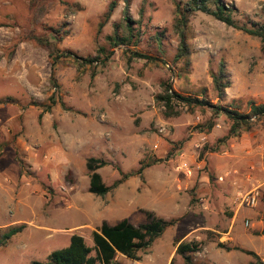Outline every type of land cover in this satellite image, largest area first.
Listing matches in <instances>:
<instances>
[{"label":"rangeland","instance_id":"rangeland-1","mask_svg":"<svg viewBox=\"0 0 264 264\" xmlns=\"http://www.w3.org/2000/svg\"><path fill=\"white\" fill-rule=\"evenodd\" d=\"M189 2L52 0L34 17L30 0H0V100H7L0 104V231L25 226L0 245V264L45 263L75 234L92 246L103 222L138 226L145 211L175 223L138 252L140 261L119 255L116 264H187L176 254L179 241L198 244L191 264H250L251 254L264 264V118L231 136L230 121L210 108L249 115L264 104L261 43L186 11L189 56L177 60L176 8L188 10ZM221 2L236 7L239 25H264V0ZM126 5L133 38L114 47L108 37L115 25L125 34ZM30 29L44 45L28 37ZM221 64L228 87L219 99L212 75ZM166 84L208 105L179 106L169 117L156 100ZM91 157L109 162L98 170L107 186L129 177L104 197L92 195Z\"/></svg>","mask_w":264,"mask_h":264},{"label":"trees","instance_id":"trees-1","mask_svg":"<svg viewBox=\"0 0 264 264\" xmlns=\"http://www.w3.org/2000/svg\"><path fill=\"white\" fill-rule=\"evenodd\" d=\"M47 1L52 0H30V10L33 12L34 17L44 11V5ZM114 5V2L109 5V8L104 15L105 21L110 18ZM211 5H213V7ZM187 6H189V9L183 11H180L178 6L176 8L179 15V18L177 19L179 35V48L176 55L177 60H183L189 56L185 32L187 25L186 11H200L212 16L214 19L224 23L228 27L242 31L251 37L258 38L261 43V52L264 54V25H239L234 19V15L237 12L234 5L226 6L221 0H190ZM123 17V21L127 24L125 25V34H118L119 26L115 25L113 35L108 37V40L112 42V46L114 47L120 45L128 46L133 38V30L130 27L133 21L128 18V5H126L123 10ZM34 20H36V18H34ZM32 23L34 24L33 21ZM51 31H53L56 36L59 34L58 30ZM28 33V37L35 40L40 45H44L47 41V39L42 40L39 36H36L31 29ZM54 51H56V48H53L52 52ZM102 52L104 53L101 49V53ZM66 55H71V53L68 52ZM109 57V55L104 56L102 60L99 58L84 59L83 62L85 64H92L93 62L100 60L104 64L109 60ZM133 57L150 62L158 61L156 58L141 55L139 53H133ZM225 78L226 73L224 70V64H221L217 74L212 75L213 89L219 99H222L225 93L224 91L228 87L224 82ZM156 100L158 104L165 109L166 114L169 117L178 115L179 112L176 111L175 108L179 106L193 110L195 107L208 105L204 100L177 94L168 84L163 86L162 94L158 95ZM5 101L7 100H0V104ZM210 108L216 110L215 113L223 114L227 117L231 123V136H237L240 130L248 131L251 127V118L254 117L258 121L264 118V104L252 105L251 113L249 115L238 112L237 109H234L232 106L217 105L210 106ZM108 165H110L109 162L101 158L91 157L87 159L86 170L89 177L88 191L92 195L104 197L112 189L117 188L122 183L123 179L129 177L128 175H123L122 179L116 181L112 186H107L103 182L98 170ZM137 174L140 175L141 170H139ZM144 213L146 221L143 224L134 226L128 219L120 220L115 225H109L108 223L103 222L98 229L91 233L92 246H88L82 236L75 234L70 237L68 247L52 252L48 257L47 262H33L31 264H116V258L119 255L130 261L138 262L140 261L138 252L145 251L149 248L155 239L159 238L175 223L174 220H165L156 216L154 212L145 211ZM24 227V225L10 226L4 231H0V245H3L10 237L20 233ZM197 249L198 244L196 242L184 243L179 241L176 248V254L180 255L185 263L191 264L190 254L196 252ZM251 255L256 258V262L250 264H263L254 254Z\"/></svg>","mask_w":264,"mask_h":264},{"label":"built area","instance_id":"built-area-1","mask_svg":"<svg viewBox=\"0 0 264 264\" xmlns=\"http://www.w3.org/2000/svg\"><path fill=\"white\" fill-rule=\"evenodd\" d=\"M243 201H245L250 206L256 205V196H246Z\"/></svg>","mask_w":264,"mask_h":264}]
</instances>
